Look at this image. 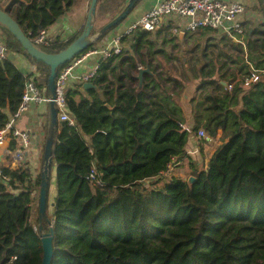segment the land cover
I'll return each mask as SVG.
<instances>
[{
	"label": "trees",
	"instance_id": "16d2710c",
	"mask_svg": "<svg viewBox=\"0 0 264 264\" xmlns=\"http://www.w3.org/2000/svg\"><path fill=\"white\" fill-rule=\"evenodd\" d=\"M127 1L100 0L95 29ZM76 2L0 0V9L33 40ZM0 27L9 51L44 74L47 91L50 68ZM83 30L40 48L59 53ZM200 31L206 43L176 57L174 67L162 62L172 63L173 54L158 50L151 33L137 31L122 40L130 50L101 61L92 82L97 89L77 83L67 90L75 124L57 127L54 210L44 223L45 231L54 229L52 264H264V21L246 25L244 46L216 30ZM147 65L154 75L146 74L138 91L139 68ZM255 71L259 81L245 85ZM32 76L0 60V130L18 111ZM189 85L196 87L188 100L191 117L182 104ZM201 130L211 140L222 132L208 167L189 158L192 185L173 177L158 186L175 159L187 158L189 138ZM93 168L103 186L88 179ZM3 172L10 181L0 180V264H42L38 215L32 216L41 173L35 178L26 164Z\"/></svg>",
	"mask_w": 264,
	"mask_h": 264
},
{
	"label": "built area",
	"instance_id": "2783aa9c",
	"mask_svg": "<svg viewBox=\"0 0 264 264\" xmlns=\"http://www.w3.org/2000/svg\"><path fill=\"white\" fill-rule=\"evenodd\" d=\"M247 8L243 3L237 1L224 0H158L157 4L147 11L136 23L131 25L120 35L114 36L106 42L103 47L90 49L83 52L71 62L63 66L58 74L56 89V105L58 109V119L61 122H69L74 125V119L67 109V90L71 80H76L78 84L90 83L97 77L101 66V61L113 56L121 55L126 47L122 40L124 37L131 36L137 31L149 33L156 32L164 20L176 18L181 20L179 25L183 32L195 33L203 29H211L229 36L237 43L245 45V25L242 19L246 14ZM57 39L50 35L48 30H42L37 37L33 39L34 43L41 46H50ZM61 40V39H60ZM63 41V39L61 40ZM9 49L6 44L0 42V60L8 59ZM91 59H98L94 66L87 72L79 73L78 69L84 63ZM258 73L255 71L251 77L245 79V84L250 85L259 81ZM232 90V86L229 87ZM48 95L41 90L35 81L30 80L26 84L25 93L18 111L12 116L11 120L4 129L0 130V147L7 144L10 139V145L7 150L9 162L7 166L0 167V180L9 182L10 177L5 175L3 168L16 170L26 162V151L30 143L29 134L16 128L17 121L28 110L30 104H47ZM183 130L191 132V128L183 126ZM7 131L10 133L7 135ZM198 138H206L204 130L197 133ZM15 145V146H14ZM175 161L169 166V169L163 174L162 180L166 181L168 177L172 179L175 168ZM88 179L95 186H103L99 179L96 168H93ZM33 195V199H34Z\"/></svg>",
	"mask_w": 264,
	"mask_h": 264
},
{
	"label": "crops",
	"instance_id": "0c3cea01",
	"mask_svg": "<svg viewBox=\"0 0 264 264\" xmlns=\"http://www.w3.org/2000/svg\"><path fill=\"white\" fill-rule=\"evenodd\" d=\"M224 1H237L243 3L246 6L247 12L243 15L242 19L244 21V25L248 24H255V23H262L264 21V17L262 11L260 10V2L259 0H224ZM158 0H143L138 7L130 14V16L121 24L120 28L116 31L111 33L107 38V42L110 41L114 36L120 35L125 30H127L131 25L136 23L147 11H149L152 7L157 4ZM91 0H77L73 8L63 17L61 18L55 25H53L50 29H48L49 34L54 36L55 39H64L72 34L81 30L86 23L88 11L90 8ZM181 24V20H177L173 18L172 20H164L161 26L157 29L156 33L160 30H163L164 27L171 29V26L175 28L178 27L177 32L181 33L180 36L182 37H191L197 34L183 32L180 31L181 27L178 26ZM176 31V29H175ZM199 32V31H198ZM191 40V39H189ZM0 42L6 44V39L4 33L0 27ZM127 46V45H126ZM8 60H10L15 66H17L25 75L33 74L31 80L35 81L36 84L42 85L43 92L47 93L46 87H44V74L41 71H38L37 67L22 53L18 52H11L8 53ZM98 59H91L84 63L78 69L79 73H84L89 71L95 64ZM76 80H71L68 86V89H71L73 86H77ZM196 87L194 85H190L185 94L184 100L182 104L185 107L186 113L189 117H191V108H189L188 100L192 98L195 93ZM191 94H190V93ZM48 105L47 104H30L28 110L23 114V116L17 121L16 128L20 131H25L29 134L30 143L27 148L26 154V162L25 164L28 166L29 169L32 170L33 176L36 177V173L38 172V165L40 163V158L42 157L43 150L45 148V141L47 137V123H48ZM189 125H193L192 119L188 120ZM222 136V132L218 134L217 139H220ZM219 141V140H218ZM213 142V141H212ZM208 143L202 142L198 137L193 136V138L189 141L186 146L187 158L184 157L181 160L175 159V167L179 168L182 173H186L189 169L191 170L190 166V159L196 164H199V159L204 154V149L207 147ZM10 145V139L8 140L7 144L0 147V167L7 166L9 159L7 157V150ZM213 151L210 157L206 160V164L200 165L201 168H207L208 162L212 156ZM190 158V159H189ZM188 161L187 166L185 163ZM185 164V165H183ZM183 165V166H182ZM56 171V170H55ZM191 175V174H190ZM178 177V174L175 175ZM181 179L185 180L180 176ZM189 177V176H188ZM187 180V179H186ZM52 199H51V214H53L54 206V197L56 195L55 192V183L52 186Z\"/></svg>",
	"mask_w": 264,
	"mask_h": 264
},
{
	"label": "water",
	"instance_id": "95a60500",
	"mask_svg": "<svg viewBox=\"0 0 264 264\" xmlns=\"http://www.w3.org/2000/svg\"><path fill=\"white\" fill-rule=\"evenodd\" d=\"M100 0H91L90 8L87 15V20L82 34L65 50L59 53H48L37 46L30 35H27L17 21L6 11L0 9V25L6 28L22 45L23 49L36 61L42 62L50 68L49 77L47 80V95H48V130L45 141L43 154V164L41 172V186L39 192V213H38V230L41 232V240L43 247V262L42 264H52L54 256L53 237L54 229L51 226L48 231L44 230V223L50 222L48 217V201L50 180L53 172L54 150L56 145L57 127L59 124L58 109L56 105V89L58 74L63 66L71 62L77 56L92 47L98 40L104 38L108 33L116 28L130 16V14L138 7L143 0H128L123 10L110 22H108L97 33H93L96 27L97 10ZM264 9V8H263ZM264 17V10H263ZM126 50H130L126 47ZM154 75L149 65L139 68L137 79L139 80L140 91L144 84V76ZM228 86V83H223ZM83 88L89 90L97 87L92 83H84ZM10 132L7 131V135ZM196 178L190 176L188 184L192 185Z\"/></svg>",
	"mask_w": 264,
	"mask_h": 264
},
{
	"label": "rangeland",
	"instance_id": "374dc122",
	"mask_svg": "<svg viewBox=\"0 0 264 264\" xmlns=\"http://www.w3.org/2000/svg\"><path fill=\"white\" fill-rule=\"evenodd\" d=\"M110 19L111 18L109 17V15L108 16H105L104 18H99L98 25H97V28L96 29H99L101 26H103V25L107 24L108 22H110ZM178 26H179V23H178ZM119 28H120V26H119ZM117 29L118 28L114 29L113 31H111L110 33H108L101 41L95 43L92 46V49L98 48V47H103L105 45V43L107 42V38L109 37V35H111V33H113L114 31H116ZM175 29H176V31H175ZM177 29H178V27L175 28L174 26H171V29L170 30L168 28L164 27L163 30H160L157 33L156 32L151 33L150 40H152V41H154L156 43V48L158 50L163 49V50L167 51L168 54L169 53L173 54L171 56L173 58L172 59V63H169L166 60L162 59V62H163L164 67H169V66L170 67H174V66H176V65H174V63L175 64L177 63L179 65L180 61L179 62L174 61V59L176 57L182 58L184 56V53L187 52V51L192 50L197 45V43L199 41H200V43L202 42L201 43L202 45H204L206 43L207 39H208L207 37H203V39H202L203 41L200 40V37L202 35V31L197 32L196 35L191 36V37H182V36H180L181 33L177 32ZM180 31H182V30H180ZM158 33H160V34H158ZM75 34H77V32L74 33V34H72L71 36H69L67 38H64L63 41H66V40L71 39L72 37H74L73 35H75ZM189 39H191V40H189ZM258 76L260 78V74H258L257 77ZM262 76H264L263 73H262ZM194 94H192V95H194ZM47 126H48V123H47ZM192 138H193V136L191 135L190 138H189V141ZM219 145H220V139H217V140H211L210 139L209 140V144L204 149V154L199 159V164L200 165H203V164L205 165L206 164V160L210 157L211 153L217 149V147ZM40 160H41V158H40ZM193 162H194V160H193ZM195 162H198V161H195ZM185 164L187 166H189L188 165V161H186ZM185 164H183V165H185ZM23 165H25V164H23ZM38 167H39V169H38V172L36 173L37 174L36 177L42 172V162L41 161H40ZM173 174L174 175H177L178 174V177L177 178H181L180 176H182V178H184L186 180V179H189L190 174H191V170L189 169L186 173H182L179 170V168H176L175 167L174 168V171H173ZM55 175L56 174H55V171H54V168H53V172H52V175H51L52 182L55 180ZM170 177H168L167 180H170ZM52 182H51V184H53V186H54V183H52ZM164 183H166V182L165 181L164 182H160V183H158V186H162ZM147 186H150V185L147 184ZM52 189L53 188H50V194H49V203H48V213L49 214H51L50 212H51V207H52L51 206V199H52V195H53L52 194ZM39 192H40V189H36L34 191V195L35 196H34V203H33V207H32V216H34V217L36 215H38L36 213V208L39 207Z\"/></svg>",
	"mask_w": 264,
	"mask_h": 264
}]
</instances>
